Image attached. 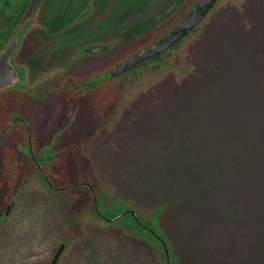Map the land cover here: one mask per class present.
<instances>
[{"label": "rangeland", "instance_id": "374dc122", "mask_svg": "<svg viewBox=\"0 0 264 264\" xmlns=\"http://www.w3.org/2000/svg\"><path fill=\"white\" fill-rule=\"evenodd\" d=\"M198 1L35 0L21 60L29 87L32 71L57 73L63 62L75 75L88 72L94 63L80 61L87 44L108 50L87 60L119 58L143 36L166 34ZM170 54L189 75L123 78L113 116L104 125L98 113L86 121L77 153L48 150L49 179L55 187L92 186L105 208L122 200L102 208L107 219L128 210L145 218L163 205L158 225L177 264H264V0L221 1L200 33ZM82 192L27 183L0 229V264H50L64 241L58 264H161L120 230L130 218L103 224L89 200L80 218L72 203Z\"/></svg>", "mask_w": 264, "mask_h": 264}, {"label": "flooded vegetation", "instance_id": "af4514ba", "mask_svg": "<svg viewBox=\"0 0 264 264\" xmlns=\"http://www.w3.org/2000/svg\"><path fill=\"white\" fill-rule=\"evenodd\" d=\"M174 29L175 27L166 34ZM107 51L103 46L85 45L82 48V56L86 59L80 61L94 64L82 75L71 73L67 69L69 65L65 62L57 73L32 71V76L35 77L30 87L26 90H11L19 94L22 102L16 105L12 118L7 120L6 109L0 107V134L13 120L5 135L0 138V229L10 220L22 197L23 158L28 153L31 160L26 132L21 120L26 122L30 130L35 156L38 153L43 163L50 164L53 159L47 153L51 147H68L70 152L77 153L75 149L86 134V121L97 120L96 113H98L101 115H98L97 121L104 125L109 121L107 115L112 112L110 116H113L118 103L119 79L118 73H115L119 64L118 57L111 58L107 62L95 58L87 60L91 56L105 57ZM37 62L41 61L38 59ZM20 64L26 67L23 63ZM26 69L29 84V69L27 67ZM87 80L91 82L90 89L98 88V90L86 93L84 90ZM27 100L31 102L28 103V106H31L30 110L25 105ZM29 113L32 115V125L27 122ZM72 138H77V142H72ZM43 163L41 165L44 169ZM76 187L90 192L87 185L79 184Z\"/></svg>", "mask_w": 264, "mask_h": 264}, {"label": "trees", "instance_id": "16d2710c", "mask_svg": "<svg viewBox=\"0 0 264 264\" xmlns=\"http://www.w3.org/2000/svg\"><path fill=\"white\" fill-rule=\"evenodd\" d=\"M34 1L35 0H0V51L4 48L5 44L11 38V36L15 33V31L21 26V24L24 21V18L26 17L27 13L31 9ZM221 1H223V0H218L216 2V4L212 7L210 13H212L214 11L215 7ZM194 7L195 6L193 5L188 11H184L182 13L183 18L186 15H188L194 9ZM210 13L207 15V17L200 24H198L192 30V32L187 37H185L184 39L177 42L173 47L168 49L166 52H164L161 55L154 57L152 59L145 60L144 62L137 64L136 66H134L130 69L120 71L118 73L119 83H118V89H117V97L119 98V100H121L125 96L124 95L125 86H124V83L122 81L123 78H127V77L133 75L135 82H136V81H138L139 77H142V76L143 77L144 76H146V77H155V76L160 77L164 73H167L169 70L179 71L183 76L189 75V73L191 72L190 69L185 70V69H183V67L172 63L171 59L168 56L171 55L170 53L172 50L177 49L180 46H182L183 44H185L187 39H189L190 37H193V36L200 33L203 26L207 23ZM182 16H180V18ZM157 31H159V30H155V31L151 32L150 34L143 36L141 38V40L130 44L129 47L127 49H125L122 52V54L120 55V57L118 58V62H119L118 65H120L123 61H125L128 57L134 55L135 53L139 52L140 50H142V49L156 43L160 39H162L165 34H162L160 36L153 38V36H156ZM27 52H28V50L23 51L21 48V50L19 51V53L16 57V59L19 63H21V60H23L22 56L24 58V56ZM90 85H91V82H89L87 80V82H85V90H84L86 93L98 90V88L97 89H93V88L90 89ZM123 86H124V88H123ZM87 95H89V94H87ZM1 98H2V100H1ZM20 102H21L20 96L16 91L10 90V91L0 92V107L3 109H6L5 113L7 114V120L12 118L13 112L15 110L13 108L11 109L10 106L17 105ZM24 143H25V137H24ZM26 161L29 164L28 166L30 168L31 167L33 168V170H34L33 172H31V171L29 172L28 171L29 168H28V170H26V166H27ZM43 164L45 165L44 166L45 173L49 177V174L51 172L49 167L51 164H46V163H43ZM23 167L25 168V169L23 168V187L25 190H26L27 183L33 182L36 178V179L40 180L41 185L48 192L55 193L57 191V190H54L52 187H50L47 184V182L45 181L43 176L36 169V167L33 165L32 161L28 157V153H27L26 157L23 158ZM34 176H35V178H34ZM31 177L34 180H31ZM80 197H82V198H80L77 201H75L74 203H72V207L74 208L73 210L77 211L78 216L80 218L81 217L83 218V217H86L87 215H89L88 210H87V208H85V205H84L89 200L90 206L92 208L93 216L97 220H99L100 222H102L103 224H106V225L109 223L104 221L100 217V214L104 216V214L102 212V208L111 210L114 208V206L123 203L122 200L116 199V200H113L111 202L112 205L110 204L108 206L109 208H105L103 203H102L101 197L97 194V205L99 207V213H100V214H98L95 211V207H94L92 197H91L89 190L82 192ZM84 197H85V199H84ZM50 199L53 200V198H51V197H50ZM163 210H164L163 205L154 207L151 210V212L148 214V216L145 218L142 216L140 211L135 210V212L137 213L138 219L142 222V224L146 225L150 229H152L155 232L156 236L150 234L149 232H147L144 229H142L141 227H139L137 225L136 221L133 219V217L128 213L125 215V217H128L131 219V224L121 226L120 230L122 232L126 233L127 235H129L135 242L143 244L145 246V248L148 250V252L155 259H157L158 262H160L161 264H166L163 247H162L159 239L163 240L164 243L168 247L172 264H177L176 263L177 259L173 254V250L171 248V243H170L169 239L162 233V231L158 225L157 219H158L159 214ZM122 219L123 218H121L118 221H121Z\"/></svg>", "mask_w": 264, "mask_h": 264}, {"label": "water", "instance_id": "95a60500", "mask_svg": "<svg viewBox=\"0 0 264 264\" xmlns=\"http://www.w3.org/2000/svg\"><path fill=\"white\" fill-rule=\"evenodd\" d=\"M218 0H199L194 7V9L175 27L174 30L166 34L161 40L156 43L140 50L134 55L128 57L125 61H123L120 65L117 66V70L115 73H119L120 71H124L130 69L137 64L144 62L145 60L152 59L166 52L168 49L173 47L177 42L187 37L192 30L200 24L210 13L212 7L216 4ZM35 24V19H26L23 21L21 26L15 31V33L11 36L8 42L5 44L4 48L0 51V92L8 91V90H26L29 87L28 84V72L26 67L21 65L17 60V54L22 46L23 40L27 34V32L33 27ZM97 50L100 51L99 48ZM27 137L28 149L30 152L31 160L34 166L39 170L47 184L52 187L54 190L64 192L70 189L75 188L79 184H73L63 187H55L52 185L51 180L45 173L42 165L36 159L34 154L32 138L30 134V130L25 121L21 120ZM13 123V120L10 121L5 129L0 134V138L5 135L9 126ZM87 185V184H82ZM90 189V194L92 197V201L95 207V211L99 213V207L97 205V194L92 186L87 185ZM130 214L133 219L136 221L139 227H142L145 231L150 234L156 236L155 232L150 229L148 226L143 225L142 222L138 219L137 213L134 210H128L120 215H117L114 218L107 219L103 215L100 214V217L108 222L114 223L123 218L126 214ZM164 255L166 264H172L170 259V254L167 245L163 240L159 239ZM66 241L59 244L57 250L55 251L50 264H58L59 259L62 255V252L65 249Z\"/></svg>", "mask_w": 264, "mask_h": 264}]
</instances>
